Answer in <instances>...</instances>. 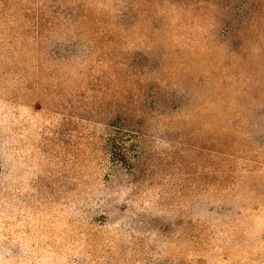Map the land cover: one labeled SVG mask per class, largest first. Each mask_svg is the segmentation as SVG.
<instances>
[{"label": "rangeland", "instance_id": "obj_1", "mask_svg": "<svg viewBox=\"0 0 264 264\" xmlns=\"http://www.w3.org/2000/svg\"><path fill=\"white\" fill-rule=\"evenodd\" d=\"M216 1L220 19L261 4L234 52L213 34ZM5 3L0 264H264V0H182L128 30L82 12L61 31L36 29L51 1L27 17ZM124 54L144 59L140 74ZM136 87L168 101L140 107L132 175L104 139L109 113L141 116Z\"/></svg>", "mask_w": 264, "mask_h": 264}, {"label": "trees", "instance_id": "obj_2", "mask_svg": "<svg viewBox=\"0 0 264 264\" xmlns=\"http://www.w3.org/2000/svg\"><path fill=\"white\" fill-rule=\"evenodd\" d=\"M3 1L0 0V5L3 4ZM8 3H5L4 6H9L11 4H15L16 9L21 10L23 12L24 17L28 16L31 12V3L34 1L37 2L39 0H6ZM44 1V0H40ZM53 5L49 7L52 12L55 14L52 15L53 21L47 18V14L44 12H40L37 20H36V29L39 27H44L50 22L54 27H58V29L68 28V25L72 26L75 22V14H80L82 12H93V11H105V12H114L115 13V24L119 25L121 28L132 27L135 23L141 20L150 21L152 18V13H160L163 9H169L172 11L180 10L182 7L187 6V3H182V0L177 1H162V0H49ZM181 2V3H179ZM261 3V2H260ZM199 4V3H198ZM208 5L211 7L208 8ZM261 4L254 3H241L238 10L242 13L237 18L224 17V19H220L221 16H214V10L218 7V2L207 3L206 7L208 12H210L209 17L212 18L213 21V34L216 35L219 32L221 37V45L226 46L229 51H235L238 49L237 43L241 39V34L246 36L245 29L255 20L253 17L247 16L249 11H251L254 7L259 6ZM101 6V7H98ZM47 8V5H45ZM205 7V6H204ZM55 9V10H54ZM57 9V10H56ZM213 9V10H212ZM89 17V15H88ZM62 19H65L64 23ZM219 18V19H217ZM40 19V20H39ZM56 22H55V21ZM150 22H155L153 19ZM51 24V25H52ZM216 24L219 25V29ZM242 31V33H241ZM238 32V33H237ZM75 47H77L75 45ZM73 51V50H71ZM75 51V50H74ZM73 51V52H74ZM61 55V54H60ZM140 54H136L133 56L124 54L123 62L120 59L119 63H124V66L127 67L126 71L130 72L132 76L140 74L137 69L141 68L144 65V59L139 57ZM81 57H91V55H82ZM107 63H118L117 57H111L109 54L106 56ZM63 58H66L63 56ZM98 58H103V56L98 55ZM67 59V58H66ZM153 65V63L150 62ZM151 69H153L151 67ZM149 69L148 71H152ZM143 75V74H141ZM144 76V75H143ZM134 81H136L134 79ZM136 85V84H135ZM140 90V91H139ZM136 92H138L139 100H137L138 107L148 106L149 110L151 109V113H155L157 109L162 108L166 105L168 99H165V93L163 94L159 90H155L152 93V99L150 102H147V99L144 100L142 97V89L136 87ZM152 92V91H151ZM145 96V95H144ZM137 110L141 112V116H135L136 119L127 118L122 115H114L109 113L107 115L106 120V129H105V139L104 143L107 145L110 156L113 159L114 163H120L123 166H127L130 173L135 175L137 171L141 170V165L139 162L134 163V160H137L139 148H140V137L142 133V126L145 119L149 118V113L142 110Z\"/></svg>", "mask_w": 264, "mask_h": 264}]
</instances>
